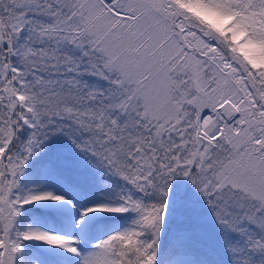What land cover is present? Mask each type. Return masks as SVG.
Here are the masks:
<instances>
[{
  "label": "snow or ice",
  "instance_id": "obj_1",
  "mask_svg": "<svg viewBox=\"0 0 264 264\" xmlns=\"http://www.w3.org/2000/svg\"><path fill=\"white\" fill-rule=\"evenodd\" d=\"M0 264H264V0H0Z\"/></svg>",
  "mask_w": 264,
  "mask_h": 264
}]
</instances>
